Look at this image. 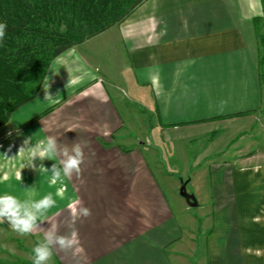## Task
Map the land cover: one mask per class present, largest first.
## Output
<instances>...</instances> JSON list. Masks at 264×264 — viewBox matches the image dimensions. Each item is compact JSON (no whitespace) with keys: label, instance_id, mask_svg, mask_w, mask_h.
Returning <instances> with one entry per match:
<instances>
[{"label":"crops","instance_id":"0c3cea01","mask_svg":"<svg viewBox=\"0 0 264 264\" xmlns=\"http://www.w3.org/2000/svg\"><path fill=\"white\" fill-rule=\"evenodd\" d=\"M110 30L130 65L129 93L152 120V153L142 142L129 150L117 143L123 124L102 78L75 88L85 77L71 69L76 61L63 64L73 52L87 64L77 53L85 43L52 62L35 100L17 111L55 104L38 121L39 132L54 135L59 150L80 143L85 162L79 178H62L61 190L35 178L33 200L51 193L57 206L34 236L68 235L69 204H82L91 216L75 221L77 250L56 248L49 264H264V0H147ZM57 73H70L63 87H75L65 101L48 104L43 94ZM162 150L168 164L182 168L178 177L164 172ZM62 159L49 167H61ZM160 181L186 218L192 208L179 203L171 182L193 189L191 221L176 220ZM28 182L14 178L9 190L17 185L20 194Z\"/></svg>","mask_w":264,"mask_h":264},{"label":"rangeland","instance_id":"374dc122","mask_svg":"<svg viewBox=\"0 0 264 264\" xmlns=\"http://www.w3.org/2000/svg\"><path fill=\"white\" fill-rule=\"evenodd\" d=\"M88 41L84 42L85 44L83 43L84 45H82L81 48H79V52H77L86 57L88 60L87 64L82 63L75 54L76 52H73L72 54V57H74L73 60H69L63 64H66L65 67H68L76 61L78 65L72 64L70 67L72 69V67L78 66L77 69H79V73L81 72L80 78L85 77V81H82L81 84L76 87L71 85L63 87L64 84H68V81L72 76L70 73L59 75L58 72L56 82L49 78L50 83L48 84L49 86H47L49 89L45 88L46 90L43 94L45 101L49 104V101L61 98L59 100L63 102L65 101V99H63L65 96H72L74 87L77 88L79 86H84L87 85L86 83L89 80L91 81L93 79L102 78L105 94L115 108L123 124L121 132L117 136V143L125 150H129L133 147H138V144L142 142L146 145V152L150 151L149 147L152 144V141L151 136L149 135V125L152 120L150 119V116L145 113V105L141 102V98L137 95L136 97H133L132 94L129 93L131 78L128 68L130 65H128L124 50L120 46L119 41H117L115 32L109 29V32L101 33V35L94 37V39L92 38L89 42ZM64 70L67 69L64 68ZM78 75L79 74L76 76ZM262 90L264 97V76L262 77ZM46 92L47 98H45ZM49 105L50 106L44 109H41L42 107L39 108L40 106L35 108L33 106L29 108L31 110L25 108L24 110L16 111L10 124L4 125L0 128V195L4 194L2 193L3 188L7 187L8 189L5 190L6 194L14 195L22 201L26 200L31 203L34 201V192L40 187L39 180H35L39 175H43V178L46 179V183H50L51 189L58 187V189L61 190L63 188L64 184L62 179L59 180V182H53L51 172L48 171L51 169L49 166L53 159H45L42 161L37 159L34 161L35 168L31 166L33 162L29 161V151L33 147L39 145L41 140L46 138L41 132H39L38 121L41 118L38 117L48 110H50L48 113L50 114L56 107L55 104ZM45 116H42V118ZM51 123V121L48 122V124ZM26 140L28 141L27 144H25ZM23 145H25V151L19 153V148ZM167 151L162 150L159 152L160 159L162 158L160 163L163 166L164 172L171 174V176L178 177L182 168L171 166V163L178 166L175 160H172L171 163L168 164L170 161L166 159L168 155ZM192 151L193 149L190 147L188 152L189 156H192L194 153ZM150 167L152 171L155 172V165H150ZM20 172L21 176L28 179L30 182H28L26 187H24V190L19 194V191L16 189L17 185L15 186L13 184L12 187H10L11 190H9V183L12 184L13 179H17V174ZM160 183L165 190L164 192L168 196V199L172 200V206L174 211H176V220L179 223H182L185 222V219H193V217H195V210L193 208L189 209L190 216L186 218L184 214L180 213L177 205L173 202V198L170 195V192H168L169 185L165 182L162 183V181H160ZM171 187H173V193L178 195L179 184L172 181ZM50 188H46L47 191L51 192ZM186 192L192 194L193 189L186 187ZM25 197H27V199ZM177 199H179L178 201L180 204L184 203L183 198L177 196ZM37 242L38 240L35 238L34 233L27 236H20L11 229L7 222L0 223V264H33L31 258L32 249Z\"/></svg>","mask_w":264,"mask_h":264},{"label":"trees","instance_id":"16d2710c","mask_svg":"<svg viewBox=\"0 0 264 264\" xmlns=\"http://www.w3.org/2000/svg\"><path fill=\"white\" fill-rule=\"evenodd\" d=\"M145 1L0 0V22L7 23L0 42V128L35 100L56 58L120 25Z\"/></svg>","mask_w":264,"mask_h":264},{"label":"clouds","instance_id":"9594fccd","mask_svg":"<svg viewBox=\"0 0 264 264\" xmlns=\"http://www.w3.org/2000/svg\"><path fill=\"white\" fill-rule=\"evenodd\" d=\"M6 31L7 23L0 22V42L4 40ZM45 98H47V94ZM27 142L26 140L25 144ZM24 151L25 145L19 148V153ZM58 155L64 157L60 161L62 166L58 167L54 163L51 169L48 170L51 172L53 182L62 178H72L73 176L79 178L82 172L81 165L85 162V154L84 149L78 142L72 146L71 152H69L67 147L59 150L56 137L49 135L44 140H41L39 145L29 151V161L33 162L31 166L35 168V160L55 159ZM17 179L22 182L21 172L17 174ZM56 206L57 201L51 193L31 203L26 200L22 201L11 194L0 195V223L7 222L11 229L20 236L31 235L39 227L38 221ZM67 208L73 219V223L70 225L72 228L71 232L68 235H57L55 231L49 230L44 235L43 240L38 241L32 249L31 258L33 264H49L56 248L60 252H74L77 250L78 232L75 227V221L90 217L91 210L82 204H69Z\"/></svg>","mask_w":264,"mask_h":264},{"label":"water","instance_id":"95a60500","mask_svg":"<svg viewBox=\"0 0 264 264\" xmlns=\"http://www.w3.org/2000/svg\"><path fill=\"white\" fill-rule=\"evenodd\" d=\"M178 194L181 198L184 199L188 207L195 208L197 206L195 197L192 194H188L186 192V182H181V185L178 190Z\"/></svg>","mask_w":264,"mask_h":264}]
</instances>
